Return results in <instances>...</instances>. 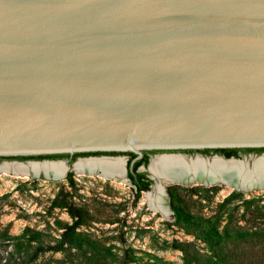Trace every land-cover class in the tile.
<instances>
[{"label":"water","instance_id":"water-1","mask_svg":"<svg viewBox=\"0 0 264 264\" xmlns=\"http://www.w3.org/2000/svg\"><path fill=\"white\" fill-rule=\"evenodd\" d=\"M259 148L264 0H0V157L134 153L133 168L171 151L141 169L168 199L164 183L264 191V153L184 152ZM161 156L183 170L153 173ZM88 159H122L105 177L129 181L125 158ZM43 162L71 167L28 163Z\"/></svg>","mask_w":264,"mask_h":264},{"label":"rangeland","instance_id":"rangeland-1","mask_svg":"<svg viewBox=\"0 0 264 264\" xmlns=\"http://www.w3.org/2000/svg\"><path fill=\"white\" fill-rule=\"evenodd\" d=\"M164 154L169 153H157ZM99 157L129 158L125 154ZM20 163L0 160V264L20 261L15 238L27 228L41 232L48 243L61 240L64 228L74 220L67 209L54 205L58 199L83 209L85 224L78 229L73 247L45 253L32 264H264V191L164 183L170 210L165 217L151 207L156 195L147 198L143 192L135 201L130 181L82 173L73 166L59 179L2 170L4 165H29ZM37 164L42 163L30 165ZM169 189H174L193 224L176 221ZM208 225H216L223 238L210 243L194 234Z\"/></svg>","mask_w":264,"mask_h":264},{"label":"trees","instance_id":"trees-1","mask_svg":"<svg viewBox=\"0 0 264 264\" xmlns=\"http://www.w3.org/2000/svg\"><path fill=\"white\" fill-rule=\"evenodd\" d=\"M258 152L263 153L264 148L259 149H205V150H188L184 152L189 153H202L206 155H210L211 153L225 155L226 158H230L232 156L239 157V152ZM157 151H146V155L143 159L136 162L134 165V170H137L140 166L145 165L147 166L149 163V153H155ZM102 153H81L75 154V157L79 156H88V155H98ZM113 155H117L120 153H109ZM125 155L131 156L130 164L132 160H134L137 155L134 153H125ZM69 154H61V155H48V156H31V157H24L26 158H67ZM3 157H0V160ZM129 177L132 180V184L135 187V201L138 202L142 196V193L145 191H149L151 189V185L153 181L149 179L148 173L142 172L138 173L137 177L135 176L134 172L129 173ZM70 182H73V173H70L69 176ZM174 189H169V196L172 201V210L174 213V218L178 222H187L188 224H193V218L191 215L186 213L182 206L179 204L177 197L173 191ZM234 195H240V193H233ZM232 194V195H233ZM54 205L56 207L65 208L67 209L69 215L74 220L73 224L67 225L64 228V232L62 234L61 240L56 243H48L44 241L43 234L39 231H35L34 229L27 228L21 236L15 238V249L20 253V261L15 262V264H32L36 262L41 255L45 253H62L67 251V249L73 247L76 243V237L78 235V229L85 224V213L84 210L81 208L76 207L73 204L65 200H56ZM196 235L200 236L201 238L205 239V241L213 243L219 241L223 238L220 234L219 229L216 225H208L204 229H197L195 231Z\"/></svg>","mask_w":264,"mask_h":264},{"label":"bare ground","instance_id":"bare-ground-1","mask_svg":"<svg viewBox=\"0 0 264 264\" xmlns=\"http://www.w3.org/2000/svg\"><path fill=\"white\" fill-rule=\"evenodd\" d=\"M90 161H84L80 160L77 162L74 166V168L82 173H97V170H101L104 172L103 176L106 175H113V176H123L124 173V161L122 159H114V160H107V159H89ZM84 161V162H81ZM259 166L263 168L264 160H258L257 161ZM54 162V163H47L43 162L42 164L37 165H30L31 163H28L29 165H4L2 167V170L6 173H14L16 175H22V176H30L29 174H35L37 175L39 172L43 171L46 173V175L49 178H62L67 170V166L63 163ZM185 159H182L181 157L177 156H161L157 159L153 160L152 165L150 167L151 171L157 175L161 174H171L173 172H176L178 169V164H184ZM22 164V163H20ZM188 166V165H184ZM202 165H198L200 169ZM175 167L176 169L174 171L169 170L168 168ZM239 168L237 165H216L215 170L222 172L224 174L227 173H234L236 174L239 171ZM261 168V169H262ZM181 172L183 169H179ZM178 174L170 175L171 177H177ZM155 196L154 199L150 200L151 207L155 210L160 212L163 216L167 217L170 214V210L168 208L167 203V197L165 194L161 193L160 191L155 194H148L147 198L151 196Z\"/></svg>","mask_w":264,"mask_h":264},{"label":"flooded vegetation","instance_id":"flooded-vegetation-1","mask_svg":"<svg viewBox=\"0 0 264 264\" xmlns=\"http://www.w3.org/2000/svg\"><path fill=\"white\" fill-rule=\"evenodd\" d=\"M157 153H171V151H169V152H167V151H157V152H155V153H149V163H150V160L152 159V156L153 155H157ZM185 153H189V152H185ZM195 153H198V152H195ZM195 153H191V154H195ZM264 153V152H263ZM263 153H258V152H250V153H248V152H244V151H241V152H239V157H243V155L244 154H246V155H244V156H248V155H251V154H254V155H259V154H263ZM202 154V153H201ZM216 153H211L210 155H206V154H204V155H206V156H211V155H215ZM100 155H113V154H109V153H105V154H98V155H88V156H79V157H75V155H70L69 157H67V160H66V162L70 165V166H73L79 159H80V157H83L84 159H86V158H91V157H99ZM145 155H146V152H144V157H145ZM218 155H220V156H224L225 157V155H221V154H218ZM129 158H128V160H127V179L130 181V183L132 184V180L130 179V177H129V173L130 172H134L135 173V176L137 177V174L138 173H142V172H144L143 170H141V167H148V165H149V163H148V165L147 166H145V165H142V166H140L137 170H134V167L132 168V162L137 158H135L134 160H132V162H131V164H130V158H131V156H128ZM143 157V158H144ZM232 157H235V156H232ZM142 158V159H143ZM2 159H5V160H8V161H18V162H24V163H28V162H32V161H34V162H38V161H58V159L59 158H42V159H38V158H24V157H3ZM140 161V160H139ZM138 162V161H137ZM136 164V163H135ZM134 164V165H135ZM148 177H149V174H148ZM150 179V178H149ZM151 180V179H150ZM132 186L134 187V185L132 184Z\"/></svg>","mask_w":264,"mask_h":264}]
</instances>
